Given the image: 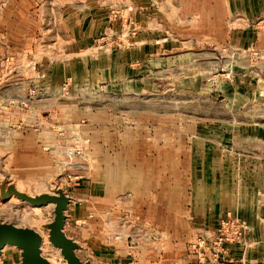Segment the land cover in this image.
I'll return each instance as SVG.
<instances>
[{"label": "rangeland", "instance_id": "rangeland-1", "mask_svg": "<svg viewBox=\"0 0 264 264\" xmlns=\"http://www.w3.org/2000/svg\"><path fill=\"white\" fill-rule=\"evenodd\" d=\"M10 184L90 264H264V0H0V222L65 264Z\"/></svg>", "mask_w": 264, "mask_h": 264}, {"label": "water", "instance_id": "water-1", "mask_svg": "<svg viewBox=\"0 0 264 264\" xmlns=\"http://www.w3.org/2000/svg\"><path fill=\"white\" fill-rule=\"evenodd\" d=\"M11 195L32 206L40 207L53 204L54 217L52 222L47 225L49 242L59 249L65 264H90L77 256L76 250L80 246L64 232L65 211L70 199L62 190L59 189L53 194L44 193L30 196L18 191L10 184L6 187L3 196L7 198ZM41 244L42 237L37 231L0 222V255L5 247H15L20 251V264H53L42 256Z\"/></svg>", "mask_w": 264, "mask_h": 264}, {"label": "crops", "instance_id": "crops-1", "mask_svg": "<svg viewBox=\"0 0 264 264\" xmlns=\"http://www.w3.org/2000/svg\"><path fill=\"white\" fill-rule=\"evenodd\" d=\"M218 209H219V208H218ZM218 209H215V210H218ZM211 211H212V208H207L206 211H204V220H205V218H209L210 214H209V216H208V213H210ZM205 222H206V220H205ZM235 257H236V256H235ZM238 257H239V256H238ZM240 261H242L243 264H246L247 259H246L245 255H244V256H243V255L241 256Z\"/></svg>", "mask_w": 264, "mask_h": 264}]
</instances>
